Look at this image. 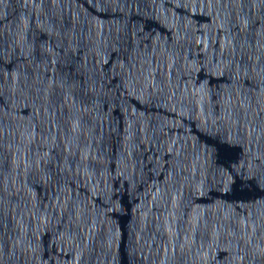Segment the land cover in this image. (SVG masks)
<instances>
[{"label": "water", "instance_id": "water-1", "mask_svg": "<svg viewBox=\"0 0 264 264\" xmlns=\"http://www.w3.org/2000/svg\"><path fill=\"white\" fill-rule=\"evenodd\" d=\"M0 264H264V0H0Z\"/></svg>", "mask_w": 264, "mask_h": 264}]
</instances>
